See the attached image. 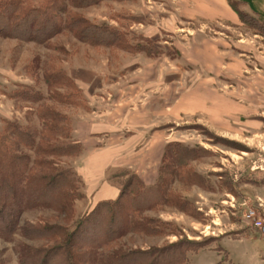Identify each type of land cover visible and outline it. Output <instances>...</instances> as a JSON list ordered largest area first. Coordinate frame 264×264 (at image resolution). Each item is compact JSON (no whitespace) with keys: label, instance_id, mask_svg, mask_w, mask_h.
Wrapping results in <instances>:
<instances>
[{"label":"rangeland","instance_id":"374dc122","mask_svg":"<svg viewBox=\"0 0 264 264\" xmlns=\"http://www.w3.org/2000/svg\"><path fill=\"white\" fill-rule=\"evenodd\" d=\"M231 4L240 16L233 27L189 22L178 14L177 0H109L75 12L106 34L121 36L122 48L89 45L67 33L43 44L0 37V132L3 121L38 125L35 108L10 98L30 87L66 117L70 140L80 146L77 157L62 160L76 173L82 195L74 203L72 224L96 205L118 198L120 191L109 181L112 173L127 170L150 187L168 166L162 163L167 144L202 151L182 170L183 177L189 176L186 182L178 178L170 192L193 214L171 207L145 211V218L172 224L173 234L129 233L109 251H147L185 241L191 243L188 248L203 245L186 252L185 264H227L222 238L248 241L231 248L264 244V233L246 219L253 210L264 220V79L257 86L254 77L264 71V21L238 0ZM55 71L78 91L68 89V102L58 103L45 84ZM205 88L210 93L203 94ZM249 88L259 94L249 95ZM224 99L239 103L243 112L229 111ZM102 185L117 196L96 201ZM55 216L46 210L26 212L20 226L60 224ZM84 236L78 237L80 243ZM23 241L18 235L10 243L0 238V264H18L17 245Z\"/></svg>","mask_w":264,"mask_h":264},{"label":"trees","instance_id":"16d2710c","mask_svg":"<svg viewBox=\"0 0 264 264\" xmlns=\"http://www.w3.org/2000/svg\"><path fill=\"white\" fill-rule=\"evenodd\" d=\"M106 1L109 0H0V37L43 44L67 33L89 45L122 48L121 36L106 34V29L75 13ZM238 2L253 11L251 0ZM255 14L262 21L264 15ZM45 84L55 99L66 102L70 99L68 89L75 88L60 71L47 75ZM57 88L63 93L55 91ZM10 98L35 108L38 122L37 126H24L17 121H3L0 132V238L10 243L18 235L24 240L17 245L18 264H124L127 260V264L130 260H135L134 264H185L186 252L203 248L202 243H192L193 247L188 248L191 243L184 241L147 251L108 250L111 243L129 233L152 237L173 234L172 224L145 218V211L171 207L185 215L193 214L186 201L171 198L170 192L178 178L186 182L189 176L183 177L182 170L202 151L179 143L167 144L162 163L168 166L160 169L156 183L150 187L127 170L112 173L109 181L120 191L118 198L96 205L85 218L72 224L74 203L82 195L76 173L62 160L77 157L80 146L70 140L66 117L48 107V98L33 88H23ZM43 210L56 215L61 223L20 226L24 213ZM82 234L85 241L80 243L78 237Z\"/></svg>","mask_w":264,"mask_h":264},{"label":"crops","instance_id":"0c3cea01","mask_svg":"<svg viewBox=\"0 0 264 264\" xmlns=\"http://www.w3.org/2000/svg\"><path fill=\"white\" fill-rule=\"evenodd\" d=\"M231 2L232 0H177V12L189 22L191 20L215 21L233 27L239 24V17L236 10L232 7L233 5ZM241 6H244L254 16L257 15L255 13L264 15V0H251L250 7L253 11H250V8L244 4ZM262 21H264V16ZM262 63H264V61H262ZM261 68L264 69V65H262ZM254 77L255 80H257L256 85L258 86V84H261L259 82H262L261 80L264 79V71L260 70L258 74H254ZM248 92L249 95L254 94V96L259 94L257 88H249ZM208 93H210V90L205 88L203 94ZM203 100L204 99L202 98V101ZM224 104L230 109L229 111L237 112L239 114L243 112L238 105L239 103L237 104L233 101L224 99L222 105ZM250 106H252V104H250ZM162 151L163 150H161L160 155L162 154ZM116 196L117 192L107 185H102L94 194L96 201L102 199H114ZM243 241L248 242L243 238L232 239L230 237H224L220 240V251H223L227 256V264H264V244H260V246L254 247L253 249L231 248L234 244H240Z\"/></svg>","mask_w":264,"mask_h":264},{"label":"built area","instance_id":"2783aa9c","mask_svg":"<svg viewBox=\"0 0 264 264\" xmlns=\"http://www.w3.org/2000/svg\"><path fill=\"white\" fill-rule=\"evenodd\" d=\"M264 207V204H261V208ZM264 208L261 209V211ZM246 219L251 221L252 226H254L257 230L261 231L264 233V220L260 216L255 215V211L249 210Z\"/></svg>","mask_w":264,"mask_h":264}]
</instances>
